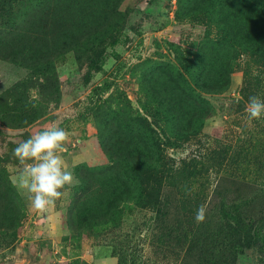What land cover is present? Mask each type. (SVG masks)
I'll use <instances>...</instances> for the list:
<instances>
[{
	"label": "rangeland",
	"instance_id": "obj_1",
	"mask_svg": "<svg viewBox=\"0 0 264 264\" xmlns=\"http://www.w3.org/2000/svg\"><path fill=\"white\" fill-rule=\"evenodd\" d=\"M0 7L13 12L0 34V264H264L261 235L227 248L222 260L216 249L214 261H199L195 239L214 217L198 222L179 212L181 224L165 227L143 208L139 181L158 162L150 135L166 143L167 107L183 117L203 109L196 135L165 147L176 165L194 155L218 161L228 146L264 136V119L249 121L240 94L242 44L264 46L263 8L251 0H0ZM216 84L224 89L213 91ZM255 86L264 99L263 85ZM58 126L68 132L64 166L78 182L38 211L16 186L13 149Z\"/></svg>",
	"mask_w": 264,
	"mask_h": 264
},
{
	"label": "trees",
	"instance_id": "obj_2",
	"mask_svg": "<svg viewBox=\"0 0 264 264\" xmlns=\"http://www.w3.org/2000/svg\"><path fill=\"white\" fill-rule=\"evenodd\" d=\"M251 1L264 10V0ZM0 9L1 34L13 25V12ZM242 46L244 70L240 94L248 101L254 92H258L257 83L263 85L259 93L264 94V46L249 41L243 42ZM224 86L216 84L212 89L219 91ZM166 113L169 117L163 119L164 146L152 135L149 138L151 145L159 151L158 162L139 174L143 208L155 213L156 220L167 227L175 221L181 224L182 219L176 213L196 216L197 209L203 206L204 218L210 215L215 221H209L195 239L198 260L214 261L216 249L221 250L218 258L222 260L227 248L234 250L249 244L257 235L264 236V136L241 140L237 147L228 146L219 153L218 161L212 154L194 155L176 165V161L168 157L165 147L190 141L202 127L201 122L197 124L196 121L202 119L203 109L196 108L194 115L188 117H183L179 107H167ZM212 160H216V164L210 163ZM212 176H221L220 180L227 181L230 186L224 187L219 180L215 188L210 189ZM258 203L262 206L256 207ZM171 212H175L173 219Z\"/></svg>",
	"mask_w": 264,
	"mask_h": 264
},
{
	"label": "clouds",
	"instance_id": "obj_3",
	"mask_svg": "<svg viewBox=\"0 0 264 264\" xmlns=\"http://www.w3.org/2000/svg\"><path fill=\"white\" fill-rule=\"evenodd\" d=\"M245 111L249 121L264 119V99L250 96ZM67 139L68 132L58 126L37 132L13 149V156L21 166L16 186L28 194L32 206L38 211L54 205L65 195L66 188L78 182L74 172L65 167L62 160ZM196 220H204L203 206L197 209Z\"/></svg>",
	"mask_w": 264,
	"mask_h": 264
}]
</instances>
